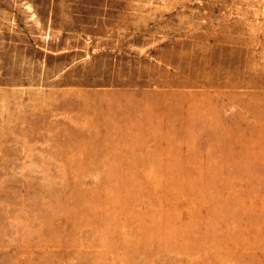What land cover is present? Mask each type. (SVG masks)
Listing matches in <instances>:
<instances>
[{"label": "rangeland", "instance_id": "rangeland-1", "mask_svg": "<svg viewBox=\"0 0 264 264\" xmlns=\"http://www.w3.org/2000/svg\"><path fill=\"white\" fill-rule=\"evenodd\" d=\"M0 264H264V0H0Z\"/></svg>", "mask_w": 264, "mask_h": 264}, {"label": "bare ground", "instance_id": "bare-ground-1", "mask_svg": "<svg viewBox=\"0 0 264 264\" xmlns=\"http://www.w3.org/2000/svg\"><path fill=\"white\" fill-rule=\"evenodd\" d=\"M158 97V96H157ZM163 108V107H162ZM161 109V108H160ZM164 110V109H163ZM162 113H163V111H162ZM168 113V112H167ZM177 113V112H176ZM150 114V113H149ZM173 114H175V113H173ZM175 115H177V114H175ZM169 116H170V114H169ZM157 117V116H156ZM175 117V116H174ZM184 118V120L185 119H187V117L185 116V117H183ZM171 119V118H170ZM174 119V118H173ZM164 120V119H163ZM173 121H175V120H173ZM166 125H167V123H166ZM162 132V131H161ZM179 176V175H178ZM247 181V180H246ZM176 185V184H175ZM246 208V207H245Z\"/></svg>", "mask_w": 264, "mask_h": 264}]
</instances>
